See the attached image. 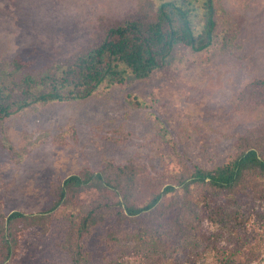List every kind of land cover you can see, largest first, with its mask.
<instances>
[{
    "label": "rangeland",
    "instance_id": "374dc122",
    "mask_svg": "<svg viewBox=\"0 0 264 264\" xmlns=\"http://www.w3.org/2000/svg\"><path fill=\"white\" fill-rule=\"evenodd\" d=\"M159 1L0 0L2 68L9 71L14 59L31 67L69 60L99 43L110 27L155 17ZM214 2L217 37L209 48L195 52L180 44L171 62L145 79L100 87L85 99L35 103L0 120V240L13 211L38 213L40 220L8 228L13 247L7 256L0 241V264H76L79 247L81 264H142L133 243L115 238L133 232L143 217L110 214L91 233L77 232L88 210L118 204L122 196L113 185L134 184L128 201L141 205L195 166L213 168L247 146L264 152V87L258 82L264 77V0ZM88 171H104L111 184L67 191L48 211L63 181ZM240 188L245 195H230L241 197L232 205L258 229L264 199L249 193L250 184ZM203 228L216 229L207 222Z\"/></svg>",
    "mask_w": 264,
    "mask_h": 264
},
{
    "label": "trees",
    "instance_id": "16d2710c",
    "mask_svg": "<svg viewBox=\"0 0 264 264\" xmlns=\"http://www.w3.org/2000/svg\"><path fill=\"white\" fill-rule=\"evenodd\" d=\"M216 37L214 0H160L155 17L129 18L114 25L99 43L69 60L31 67L30 63L14 59L6 72L0 59V120L35 103L85 99L100 87L145 79L171 62L178 45L199 52L209 48ZM258 82L264 87V77ZM120 172L124 173V167ZM92 183L111 184L104 171L70 175L61 184L58 198L48 211L62 203L67 191ZM248 184L252 186L250 194L264 199V152L256 145L245 147L213 168L195 166L190 174L167 184L141 205L128 201L134 184L113 185L115 194L122 196L118 204L88 210L77 232L81 237L91 233L110 214L143 217L138 219L139 227L133 232L115 238L133 243L142 264H168L175 257L180 259L178 264L261 262L264 261V224L258 229L249 228L240 216L244 210L232 205L241 197L230 196ZM199 189L222 193L228 200L224 203L213 200L210 194L198 193ZM244 189L247 188L243 187V192ZM243 192L240 195H245ZM171 212L172 216L167 217ZM152 214L156 220L146 221ZM22 221L37 224L39 214L13 211L8 215L0 240L7 256L13 247V232L8 228ZM204 222L216 229L208 232L203 228ZM223 230L229 236L224 238ZM222 238L228 243L220 244ZM79 249L76 264L82 262Z\"/></svg>",
    "mask_w": 264,
    "mask_h": 264
}]
</instances>
